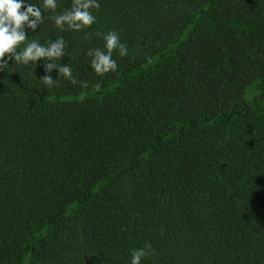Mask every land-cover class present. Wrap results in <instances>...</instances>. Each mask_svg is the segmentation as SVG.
Masks as SVG:
<instances>
[{"label":"trees","instance_id":"1","mask_svg":"<svg viewBox=\"0 0 264 264\" xmlns=\"http://www.w3.org/2000/svg\"><path fill=\"white\" fill-rule=\"evenodd\" d=\"M71 4L26 34L63 37L75 83L0 70V264H264V0H99L60 31ZM110 30L128 54L99 76Z\"/></svg>","mask_w":264,"mask_h":264},{"label":"clouds","instance_id":"2","mask_svg":"<svg viewBox=\"0 0 264 264\" xmlns=\"http://www.w3.org/2000/svg\"><path fill=\"white\" fill-rule=\"evenodd\" d=\"M56 7L57 0H40L39 6L30 3V0H0V70L6 65L9 66V59L15 64L25 66L29 64L35 66L37 61H45L46 75L38 79L45 85L55 86L56 79L47 75L53 69L57 70L58 76L63 75L70 82H76L67 64L57 66L52 63L54 59L60 60L65 55L63 37L41 43L38 40L29 41L26 34L27 31L35 32L37 27L43 23L45 9L54 12ZM99 8V0H72L70 9L51 19L60 31L79 32L95 23L96 16L93 15L92 10L98 11ZM100 35L103 39V48L89 49L86 55L91 58L89 61L91 71L103 76L117 70L113 51L119 57H124L128 54V48L125 43L121 42L120 35L114 30ZM21 45H23L22 48ZM152 251L150 244L132 249L128 264H141L143 259L151 256Z\"/></svg>","mask_w":264,"mask_h":264},{"label":"rangeland","instance_id":"3","mask_svg":"<svg viewBox=\"0 0 264 264\" xmlns=\"http://www.w3.org/2000/svg\"><path fill=\"white\" fill-rule=\"evenodd\" d=\"M254 95H255V91H254V89H250V90L248 91V93H247V97H248L249 99H252V98L254 97Z\"/></svg>","mask_w":264,"mask_h":264}]
</instances>
